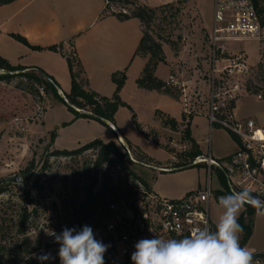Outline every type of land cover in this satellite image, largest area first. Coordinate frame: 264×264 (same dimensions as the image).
Here are the masks:
<instances>
[{"label": "rangeland", "instance_id": "rangeland-1", "mask_svg": "<svg viewBox=\"0 0 264 264\" xmlns=\"http://www.w3.org/2000/svg\"><path fill=\"white\" fill-rule=\"evenodd\" d=\"M131 1L155 9L165 7L163 12L158 13L143 27L162 43L174 69H178L173 75L180 83L186 82L185 91L173 84L171 86L177 89L180 100L187 94L193 111L190 116L184 114L188 116V122L181 125L177 123L176 126L166 123L164 116L162 118L155 114L154 117L152 106L159 104L170 110L173 108V97L161 94H147L148 96L142 97L138 86L132 80L128 81L120 95L130 107L121 106L118 109L115 125L133 143L131 145L123 139L138 160L131 163L136 173L153 192L164 198L180 199L188 192L204 188L209 176L206 164H192V143L199 142L204 155L209 154L211 147L216 156L220 152H229L232 146L231 134L218 126L211 127L207 115H204L208 106L209 76L212 75L210 27L214 21V0H176L172 8L166 7L163 0ZM124 5L130 12L134 8ZM227 44L233 53L248 52L251 71L241 81L243 86L240 98L247 97L241 100L239 108L264 126V67H260L264 63V44L254 40L232 41ZM164 67H160L159 73L163 78L164 71L167 70ZM71 82L69 73L66 83H61L64 90H70ZM36 87V84L21 77L0 82V187H8L7 192L0 194V225L10 228L0 233V264L40 262L27 257H31L39 248L42 234L31 226L27 227L25 233L18 232L19 213L23 208L31 212V207L27 206L31 204L28 199L33 198L38 205L56 207L65 192L78 190L81 182L79 169L86 163L83 160L91 152H86L82 160L75 158L69 161L52 155L55 148L72 150L95 139H118L108 127L110 124L103 120H73L74 113L59 99L58 95L62 96L59 91L40 89V100V95L34 93ZM197 91H200L198 96ZM259 95H263L262 99H257ZM181 104L184 108V101ZM177 107L180 105L177 104ZM77 109L82 112L90 110L88 107ZM161 123L171 127L170 130L161 128ZM113 130L117 135V131L114 128ZM53 132L56 133L55 148L51 138ZM169 142H173L172 148ZM116 144L123 149L118 142ZM25 171L31 174L28 183H23ZM16 175H20L21 182L14 180ZM37 177H40L43 185L41 189L33 185ZM211 181L214 195L210 202V218L216 225L224 211L218 205V200L231 194V191L228 180L216 168L211 170ZM245 209L246 205L239 215ZM35 218L34 224H40L42 220L37 216ZM33 229L35 233H32ZM249 241L246 249L252 254L264 252V216H255Z\"/></svg>", "mask_w": 264, "mask_h": 264}, {"label": "built area", "instance_id": "built-area-1", "mask_svg": "<svg viewBox=\"0 0 264 264\" xmlns=\"http://www.w3.org/2000/svg\"><path fill=\"white\" fill-rule=\"evenodd\" d=\"M107 13L130 15V10L120 1L103 0ZM174 3L176 0H163ZM254 40L264 44L262 24L252 0H214V21L210 27L211 71L210 90L207 101V117L211 127L218 126L233 135L237 150L223 159H215L209 153L197 157L193 165L206 164L209 176L204 188L188 192L180 199H168L153 192L133 169L131 163L138 160L131 147L118 136L120 149L125 155L122 161L116 154L98 166V150H86V163L79 169L81 182L78 190L64 193L58 206L38 205L33 201L30 210L36 211L28 223L42 234L40 246L35 253H50L52 259L44 264H60L59 245L46 235L48 229L59 234L65 227L77 230L84 225L93 229L95 238L110 245L104 255L105 264H132L131 254L135 244L145 238L157 236L161 239H182L197 228L207 227L215 231L210 218V202L214 195L211 170L216 168L228 180L230 191L239 192L245 188L252 195L264 200V126L255 119H240L234 114L237 100L241 96L242 82L249 76L251 67L247 53H232L228 42ZM231 83V84H229ZM169 85L182 88L173 75ZM44 90L40 87L39 90ZM196 95H200L197 91ZM262 97V95H259ZM184 113L191 115L193 107L184 94ZM128 166V167H127ZM35 216L41 221L34 224ZM31 222V223H30ZM36 231L33 229L32 233ZM40 264V262L38 263ZM252 264H264L260 257Z\"/></svg>", "mask_w": 264, "mask_h": 264}, {"label": "crops", "instance_id": "crops-1", "mask_svg": "<svg viewBox=\"0 0 264 264\" xmlns=\"http://www.w3.org/2000/svg\"><path fill=\"white\" fill-rule=\"evenodd\" d=\"M15 35L24 37L31 46L42 49L31 48L17 39ZM142 36L143 26L138 18L122 19L115 14L107 13L103 0H15L9 4L0 5V56L12 65L45 71L60 85L61 88L58 91L62 97H65V93L71 90V87L70 90H64L61 84L66 83L70 73L67 59L70 51H74L81 61L88 88L98 94L107 97L114 94L116 85L112 80V75L116 72L126 71L127 75L120 95L125 90L128 81L134 80L137 85V79L147 62V58L136 54ZM53 45L61 46L63 52L48 49ZM163 49L165 51L164 47ZM166 56L167 63L159 64L156 75L168 82L173 72L178 69H174L169 55L166 54ZM162 65L167 69L164 71V78L159 74ZM189 82L191 84L192 80L190 79ZM138 90L142 97L148 96L147 94L167 95L141 88ZM245 97L237 100L234 109V114L240 119L251 118L239 108V103ZM173 100V108L170 110L159 104L152 106L154 117L157 111H161L165 118L175 119L178 125L188 122V116L184 115V108L181 104L184 100L174 98ZM177 104L180 107H177ZM205 110L204 115H207V108ZM191 120L193 122L194 118ZM108 123L117 131V135L114 130L112 131L115 136H120L133 145L116 125ZM161 128L170 130L171 127L163 124ZM231 139L232 146L229 152H220L216 156L210 147L209 153L213 158L223 159L237 150L236 140L233 137ZM109 141L118 142V139L110 138L104 142ZM169 143L172 148L173 142ZM196 143L204 155L201 144ZM53 147L55 148L54 143ZM206 155L208 154L204 156ZM175 159L177 160V157Z\"/></svg>", "mask_w": 264, "mask_h": 264}, {"label": "trees", "instance_id": "trees-1", "mask_svg": "<svg viewBox=\"0 0 264 264\" xmlns=\"http://www.w3.org/2000/svg\"><path fill=\"white\" fill-rule=\"evenodd\" d=\"M15 0H0V5L9 4ZM115 1V0H112ZM124 4L133 6V10L130 15H119L118 17L122 19H129L131 17L138 18L142 26L149 24L154 17L163 12V8H150L145 5H137L131 0H117ZM186 1V0H183ZM255 4L259 17L261 19L262 24H264V0H252ZM166 7H174V3L167 4ZM175 11L178 12L177 9ZM17 39H19L24 44L30 46L33 49H42L41 47L31 46L29 42L21 36L15 35ZM48 49L53 51H62L61 46L53 45L48 47ZM137 55H141L147 58V62L142 70L141 75L137 79V85L141 89L157 91L163 94H167L174 99H180V94L175 87H172L168 84V82L163 81L156 75V70L161 63H167V57L163 49L162 43L157 40L152 33L149 31H145L143 27V36L141 38L140 44L136 51ZM264 58V57H263ZM69 70L71 73V90L69 93H65V97L59 96V99L74 113V120L80 118H89V119H97L96 116L102 117L104 122L107 124L108 122L115 125V115L118 109L121 106L130 107L126 102H124L120 97V92L125 86L127 75L126 71L116 72L112 75V80L116 85V89L114 94L111 97L102 96L97 92L88 88L87 80L84 77V69L82 67L80 59L74 53V51H70L67 56ZM261 68L264 67V63L260 65ZM0 70L6 71V73H0V82L6 81L9 82L15 77H21L24 80L33 82L37 85L36 89H34L35 94L40 95L39 88L43 87L47 91H58L60 85L55 81V79L48 75L45 71L41 69H31L22 65H12L6 59L0 56ZM264 93V88L262 89ZM263 96V95H262ZM41 100V95L39 96ZM67 100L74 106L82 109H86L87 107L90 110L86 112H82L76 110L71 105L67 103ZM157 116L163 118L162 112L157 111ZM135 118V115L133 116ZM165 122L171 124L172 126L177 125V121L173 118L166 117L164 118ZM111 131H113L112 127L108 125ZM56 133H52V143H54ZM233 139L235 137L231 135ZM236 140V139H235ZM192 152L191 158L192 160L197 157L204 156L203 152L200 150L198 144L196 142L192 143ZM98 150V166H100L104 161L108 160L111 154H116L122 161L124 160L125 155L122 154L120 148L114 141L104 142L101 139H95L77 149L74 150H60L55 149L52 152V155L57 157H75L86 150ZM193 160V161H194ZM128 167V166H127ZM223 177L224 174L220 172ZM23 183H28L31 180V174L29 171L24 172ZM33 185L41 189L43 185L40 183V177H37ZM8 187H0V194L7 192ZM28 203H32V200L28 199ZM36 214V211L29 212L27 208H23L19 213L18 217V232L25 233L27 231L29 220L32 216ZM256 215V209L253 207L246 205V209L239 215L238 222L243 228V232L240 239V244L242 247H246L248 244L252 233H253V222L254 217ZM8 231L10 228L7 226L0 225V233L3 230ZM25 246L28 248L27 243ZM2 247H0L1 249ZM20 251V249H18ZM262 258L264 260V252H256L253 254L254 258Z\"/></svg>", "mask_w": 264, "mask_h": 264}, {"label": "clouds", "instance_id": "clouds-1", "mask_svg": "<svg viewBox=\"0 0 264 264\" xmlns=\"http://www.w3.org/2000/svg\"><path fill=\"white\" fill-rule=\"evenodd\" d=\"M218 205L223 214L215 231L197 228L182 239H161L157 236L139 240L131 254L132 264H252L253 254L240 244L243 228L238 216L245 205L264 216V200L252 195L247 188L222 196ZM46 235L59 245L60 264H105L104 255L110 245L95 238L93 229L84 225L77 230L65 227L59 234L48 229ZM44 264L52 259L50 253L31 257Z\"/></svg>", "mask_w": 264, "mask_h": 264}, {"label": "water", "instance_id": "water-1", "mask_svg": "<svg viewBox=\"0 0 264 264\" xmlns=\"http://www.w3.org/2000/svg\"><path fill=\"white\" fill-rule=\"evenodd\" d=\"M2 71H3L2 73H6V71H4V70H2ZM67 103H68L69 105H71L73 108H75L76 110H79V109H77V107H75L74 105H72L68 100H67ZM96 118H97V119H100V120H104L102 117H99V116H96ZM188 166H192V165H188ZM188 166H186V167H188ZM186 167H185V168H186ZM14 180H15L16 182H21V181H22L20 175H16V177H15Z\"/></svg>", "mask_w": 264, "mask_h": 264}]
</instances>
